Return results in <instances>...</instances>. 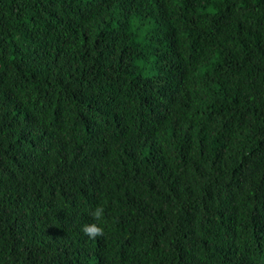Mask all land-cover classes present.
I'll return each mask as SVG.
<instances>
[{
    "label": "trees",
    "instance_id": "1",
    "mask_svg": "<svg viewBox=\"0 0 264 264\" xmlns=\"http://www.w3.org/2000/svg\"><path fill=\"white\" fill-rule=\"evenodd\" d=\"M0 264H264V0H0Z\"/></svg>",
    "mask_w": 264,
    "mask_h": 264
},
{
    "label": "clouds",
    "instance_id": "2",
    "mask_svg": "<svg viewBox=\"0 0 264 264\" xmlns=\"http://www.w3.org/2000/svg\"><path fill=\"white\" fill-rule=\"evenodd\" d=\"M89 215L93 218V222L82 226L83 233L91 239L98 238L104 234L103 218L105 208L102 204L95 206L89 211Z\"/></svg>",
    "mask_w": 264,
    "mask_h": 264
},
{
    "label": "bare ground",
    "instance_id": "3",
    "mask_svg": "<svg viewBox=\"0 0 264 264\" xmlns=\"http://www.w3.org/2000/svg\"><path fill=\"white\" fill-rule=\"evenodd\" d=\"M155 9V8H154ZM156 10V9H155ZM157 18V17H156ZM150 21V20H149ZM145 23V22H144ZM117 24V23H116ZM115 25V24H114ZM106 29V28H105ZM115 34V33H114ZM113 34V35H114ZM112 35V36H113ZM116 35V34H115ZM120 36V35H119ZM122 36H124L123 34H122ZM113 38V37H112ZM116 38V37H115ZM99 41V40H98ZM112 42V41H111ZM96 43V42H95ZM161 43V42H160ZM163 45V44H162ZM161 45V46H162ZM163 48V47H162ZM159 49V48H158ZM162 50V49H161ZM151 55V54H150ZM161 55V54H160ZM154 60H155V58H154ZM141 66V65H140ZM143 67V66H142ZM146 67V66H145ZM145 70V69H144ZM162 73V72H161ZM148 75V74H147ZM153 75H154V73H153ZM153 77V76H152ZM147 78V77H146ZM194 78V77H193ZM168 80V79H167ZM194 80V79H193ZM197 81V80H196ZM186 84V83H185ZM204 84H206V83H204ZM167 85V84H166ZM195 85V84H194ZM193 85V86H194ZM200 85V84H199ZM158 86V85H157ZM164 86V85H163ZM197 86V85H196ZM206 87V86H205ZM150 88V87H149ZM202 88V87H201ZM203 89V88H202ZM207 89V88H206ZM218 89V88H217ZM199 90H201V89H199ZM205 90V89H204ZM209 91V90H208ZM212 92H213V90H212ZM133 93H134V91H133ZM167 93H168V91H167ZM206 93V92H205ZM209 93V92H208ZM205 95V94H204ZM194 96V95H193ZM159 97V96H158ZM214 97V96H213ZM194 105V104H193ZM154 115V114H153ZM152 115V116H153ZM156 116V115H155ZM153 124V123H152ZM153 128V127H152ZM133 130V129H132ZM135 130V129H134ZM163 131V130H162ZM135 132H136V130H135ZM138 132V131H137ZM153 133V132H152ZM184 133H185V131H184ZM167 136V135H166ZM141 137V136H140ZM161 137V136H160ZM159 137V138H160ZM111 139V138H110ZM168 139V138H167ZM169 139H171V138H169ZM164 140V139H163ZM99 141V140H98ZM170 141V140H169ZM183 141V140H182ZM149 142V141H148ZM118 143V142H117ZM99 144V143H98ZM172 144V143H171ZM175 144V143H174ZM118 146V145H117ZM106 147V146H105ZM113 147V146H112ZM165 147V146H164ZM171 147V146H170ZM175 147V146H174ZM119 148V147H118ZM145 148V147H144ZM149 148V147H148ZM191 148V147H190ZM109 149V148H108ZM141 149V148H140ZM172 149V148H171ZM179 149H181V148H179ZM118 150V149H117ZM168 150V149H167ZM174 150V149H173ZM123 151V150H122ZM171 151V150H170ZM148 152H149V150H148ZM204 152V151H203ZM101 153V152H100ZM109 153H110V151H109ZM176 153V152H175ZM118 154V153H117ZM149 154V153H148ZM151 154V153H150ZM199 154V153H198ZM120 155V154H119ZM201 155V154H200ZM169 156V155H168ZM114 157V156H113ZM133 157V156H132ZM138 157V156H137ZM108 158V157H107ZM124 158H125V156H124ZM149 158V157H148ZM154 158V157H153ZM165 158H167V157H165ZM130 159V158H129ZM184 159V158H183ZM202 159V158H201ZM107 160V159H106ZM105 160V161H106ZM146 160H147V158H146ZM176 160V159H175ZM178 161V160H177ZM129 162V161H128ZM84 163V162H83ZM141 163V162H140ZM147 163V162H146ZM182 163V162H181ZM211 163V162H210ZM107 164V163H106ZM109 164V163H108ZM110 165V164H109ZM152 166V165H151ZM170 166V165H169ZM107 167H109V166H107ZM146 167V166H145ZM160 167V166H159ZM174 167H175V165H174ZM180 167V166H179ZM143 168V167H142ZM152 168V167H151ZM182 168V167H181ZM184 168V167H183ZM104 169V168H103ZM160 169V168H159ZM171 169V168H170ZM175 169V168H174ZM178 169V168H177ZM193 169V168H192ZM188 171V170H187ZM150 172V171H149ZM162 172V171H161ZM185 172V171H184ZM193 172V171H192ZM155 174V173H154ZM188 174V173H187ZM123 175V174H122ZM132 176V175H131ZM151 176V175H150ZM166 176V175H165ZM196 176V175H195ZM192 177V176H191ZM194 177V176H193ZM160 178V177H159ZM162 178V177H161ZM169 178V177H168ZM167 178V179H168ZM192 179V178H191ZM161 180V179H160ZM193 180V179H192ZM191 180V181H192ZM126 181H128V180H126ZM166 181H168V180H166ZM186 181V180H185ZM190 181V182H191ZM130 183V182H129ZM181 184H182V182H181ZM198 184V183H197ZM185 186V185H184ZM198 186H200V185H198ZM106 187V186H105ZM204 187V186H203ZM194 188V187H193ZM202 188V187H201ZM200 188V189H201ZM182 189V188H181ZM195 189H196V187H195ZM117 191V190H116ZM127 192V191H126ZM112 193V192H111ZM197 192H195V194H196ZM124 199V198H123ZM64 209V208H63ZM84 225V224H83Z\"/></svg>",
    "mask_w": 264,
    "mask_h": 264
}]
</instances>
